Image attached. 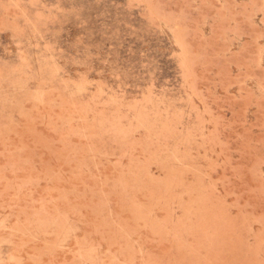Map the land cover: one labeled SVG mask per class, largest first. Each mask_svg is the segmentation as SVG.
<instances>
[{"label":"rangeland","instance_id":"1","mask_svg":"<svg viewBox=\"0 0 264 264\" xmlns=\"http://www.w3.org/2000/svg\"><path fill=\"white\" fill-rule=\"evenodd\" d=\"M0 264H264V0H0Z\"/></svg>","mask_w":264,"mask_h":264}]
</instances>
